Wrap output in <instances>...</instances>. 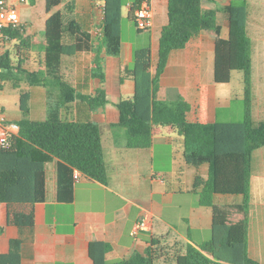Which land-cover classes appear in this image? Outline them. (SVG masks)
<instances>
[{
  "label": "crops",
  "instance_id": "crops-1",
  "mask_svg": "<svg viewBox=\"0 0 264 264\" xmlns=\"http://www.w3.org/2000/svg\"><path fill=\"white\" fill-rule=\"evenodd\" d=\"M21 0H12L17 2ZM39 0L31 7L37 8ZM127 1V3H125ZM134 0H124L122 21V46L119 56H108L102 43L103 12L95 0H63L51 13H35L21 22L26 26L29 48L23 51L21 67L31 73L46 75L45 83L31 85L22 75L12 81L1 82L0 92L6 94L10 86L19 93L17 108L0 106L9 121L19 123L24 119L19 101L21 92H29L28 119L45 121L53 110L60 116L82 122H95L101 130L108 181L102 184L85 176L76 183L74 201L61 203L58 200V160L46 164V199L37 204L35 225L30 228L6 227L0 216V254L10 251V241L20 242L21 264H94L89 249L92 242H105L112 246L107 256L109 262L129 259L135 253L145 254L152 240L160 239L161 246L171 253L158 260L157 264H175L174 248L179 251L187 244L204 245L211 239L213 209L200 203L202 186L195 187L196 179L207 181L210 166L188 165L183 155V138L178 133H163L153 139L148 149L127 147L125 131L115 127L119 123L117 105L131 100L135 92L132 80L121 82L122 71L133 64L134 52L151 47L152 73L158 63L159 40L163 28L169 23V0H150L153 25L139 32L129 20L130 7ZM230 0H204L205 9L217 11V23L222 27L223 38H228L230 22L226 12ZM249 3V0H248ZM221 5L222 10L214 5ZM60 12L67 25L76 21L83 32L91 38L94 49L73 57H62L55 77L49 76L43 66L45 48V25L51 14ZM248 34L250 35V12L248 10ZM44 30V33L42 32ZM66 36V35H65ZM65 43L74 42L68 34ZM14 51L19 41L11 43ZM214 32L203 31L191 40L186 48L171 54L161 77L160 100H169L177 93L190 106L187 114L191 123L213 124L241 121L238 105L243 101L242 74L234 72L231 82H215ZM97 52L101 71L97 70ZM4 49L0 51V55ZM18 60V59H16ZM100 76L104 77L102 81ZM58 78L72 85L79 95L94 97L99 88L107 94V104L92 111L81 100L63 107ZM18 85L15 88L13 84ZM264 85V84H263ZM3 95V96H4ZM262 100H257V97ZM253 120L264 124V89H259L255 78L253 41ZM251 220L249 230V254L264 264V147L252 154L251 173ZM215 205L241 204V196L216 195ZM145 217L152 221V231L133 236L135 225Z\"/></svg>",
  "mask_w": 264,
  "mask_h": 264
},
{
  "label": "trees",
  "instance_id": "trees-1",
  "mask_svg": "<svg viewBox=\"0 0 264 264\" xmlns=\"http://www.w3.org/2000/svg\"><path fill=\"white\" fill-rule=\"evenodd\" d=\"M32 5L35 0H30ZM63 0H45L46 11L59 6ZM204 0H169V23L163 28L159 40L158 63L152 73L151 47L138 49L133 64L122 71L121 82L135 84L131 100L118 105L119 123L115 127L125 131L127 147L148 149L153 139L163 133H178L183 138V155L188 165L210 166L207 181L196 179L195 187L202 186L200 203L213 209L211 239L201 246L187 244L179 251L174 248L175 264H261L249 254L251 220L252 154L264 147V124L253 120V41L248 34V0H230L226 7L230 29L223 38L217 23V11L205 9ZM150 0H134L129 20L137 27L136 12ZM124 0H104L102 43L108 56H119L122 46ZM139 32H142L138 30ZM203 31L215 33V82L228 84L232 74H242L244 84L243 119L240 122L208 124L191 123L187 114L188 103L176 90L169 100L158 98L161 77L171 54L187 47ZM65 33L74 37L71 44L64 42ZM26 26L8 27L1 31L4 47L19 41L14 49L0 55V81H12L22 75L31 85L44 84L46 75L24 70L23 51L29 48ZM91 38L76 21L67 25L60 12L51 14L45 25L43 66L49 76L56 75L62 57H73L94 49ZM18 59V60H16ZM97 70L101 60L97 52ZM103 81L104 77L100 76ZM60 105L67 107L77 100L86 102L92 111L107 104V94L99 88L94 97L82 96L62 78ZM15 88L19 86L13 84ZM29 92H21L19 106L24 116L19 133L11 139L8 148L0 149V216L6 227L30 228L35 225L36 205L46 199V164L58 160V200L74 201L75 171L93 181L107 184L108 175L102 145L101 130L95 122H82L64 118L58 109L45 121L28 119ZM241 196V204L215 205L214 196ZM112 246L105 242H92L89 254L94 264H157L169 255L160 239L152 240L145 254L135 253L129 259L109 262ZM20 242L10 241V251L0 254V264H21Z\"/></svg>",
  "mask_w": 264,
  "mask_h": 264
},
{
  "label": "rangeland",
  "instance_id": "rangeland-1",
  "mask_svg": "<svg viewBox=\"0 0 264 264\" xmlns=\"http://www.w3.org/2000/svg\"><path fill=\"white\" fill-rule=\"evenodd\" d=\"M26 2H15V8L22 14L24 19H29L35 13H45V0H39L37 8L33 9L31 7V1L25 0ZM127 3V1H125ZM216 8L221 9V5H214ZM36 11V12H35ZM124 11L126 7L124 6ZM35 12V13H34ZM249 12H250V25L249 31L250 35L254 41V62H255V78L259 83V89L262 91L264 89V0H249ZM44 33V30H42ZM65 39L68 37V33H65ZM65 42V40H64ZM12 44L4 47L5 51H10L9 47ZM13 57H15V52L12 51ZM26 78V77H25ZM6 94L4 95L0 92V106H8L9 109H16L17 102L19 100V93L14 91L10 86L6 88ZM4 95V96H3ZM258 103L262 100V97H257ZM241 113L242 120V104L238 105ZM210 240V239H209Z\"/></svg>",
  "mask_w": 264,
  "mask_h": 264
},
{
  "label": "built area",
  "instance_id": "built-area-1",
  "mask_svg": "<svg viewBox=\"0 0 264 264\" xmlns=\"http://www.w3.org/2000/svg\"><path fill=\"white\" fill-rule=\"evenodd\" d=\"M26 2L25 0H21ZM98 3V8L104 11V0H95ZM137 17V29L140 31H147L153 25V13L146 2L142 4L141 8L136 12ZM21 17L19 11L15 8L12 0H0V51L4 49V43L1 36V31L8 28H17L22 26ZM19 124L11 122L6 117L5 113L0 109V149L8 148L11 145V139L18 135ZM83 174L79 171H75L74 178L78 182L82 178ZM152 221L145 217L140 220L134 227L133 236L137 237L141 233H150L152 231Z\"/></svg>",
  "mask_w": 264,
  "mask_h": 264
}]
</instances>
